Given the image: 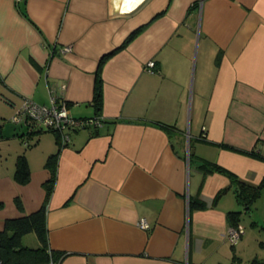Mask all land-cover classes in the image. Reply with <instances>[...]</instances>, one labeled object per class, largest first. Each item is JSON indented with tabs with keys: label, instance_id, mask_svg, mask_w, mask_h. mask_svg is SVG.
<instances>
[{
	"label": "crops",
	"instance_id": "1",
	"mask_svg": "<svg viewBox=\"0 0 264 264\" xmlns=\"http://www.w3.org/2000/svg\"><path fill=\"white\" fill-rule=\"evenodd\" d=\"M18 2L0 0V92L12 105L0 116L27 99L50 104L55 93L73 117L104 121L64 145L43 132L29 148L6 126L0 231L42 207L47 159L59 151L46 216L61 264H223L217 256L230 245L236 264L228 213L241 204L234 188L218 197L230 178L198 159L253 184L264 177V160L250 154L264 156V0ZM23 153L31 167L24 185L14 178ZM193 199L202 204L191 207ZM24 242L40 244L35 232Z\"/></svg>",
	"mask_w": 264,
	"mask_h": 264
},
{
	"label": "trees",
	"instance_id": "2",
	"mask_svg": "<svg viewBox=\"0 0 264 264\" xmlns=\"http://www.w3.org/2000/svg\"><path fill=\"white\" fill-rule=\"evenodd\" d=\"M25 2V0H20L18 3ZM24 10V9H23ZM25 12V11H24ZM138 32H134L132 36L125 42H129L132 40ZM116 48L112 52L106 54L103 58L109 57L110 55L114 54L117 50L125 46ZM1 98L5 100H9L6 98V95L1 93ZM103 100V86H102V78L101 76L97 77L96 85H95V97L93 100V104L96 107L97 112L99 113L102 106ZM10 101V100H9ZM8 101V103H10ZM22 103L15 111L12 116L13 117L19 113V111L23 107ZM69 106V103L66 102ZM97 120L104 121L100 117ZM14 123L19 125L21 128L24 127L26 130L22 133L19 132V136L24 137V142L28 147H32L37 144L38 136L43 132H51L56 134L60 140V144L62 145L61 141V134L59 129H47L43 127V125L39 124H27V123H17L13 120ZM170 130H177V127L171 124H163ZM92 127V125L86 126ZM81 128V127H80ZM76 128L75 130L71 131L72 134L74 131L80 129ZM1 136V134H0ZM205 138V137H204ZM202 138V139H204ZM205 140V139H204ZM192 154V153H191ZM250 154L263 159L264 156L255 150L251 151ZM58 157L59 151L50 155L47 159V167L51 171V178L45 183V187L47 190L46 201L42 205V207L32 213L24 214L19 217L15 218H8L5 220L4 229L0 231V260L1 264H61L64 255L61 252H58L50 247L49 243V230L47 225V216H46V204L51 196L54 182L57 176V167H58ZM194 155H191L193 160ZM200 161V165L207 171H217L222 174L227 175L230 178V184L222 189L218 197L225 193L230 188H234L236 193V197L238 198L240 204L244 207V210L247 212H252V208L258 198L262 195L264 191V177L258 184L250 183L239 176L235 175L234 173L230 172L223 166L208 161L206 159H198ZM15 180L24 185L30 182L31 180V167L29 163V159L25 153L20 154L17 158L16 170L14 174ZM17 206L20 210H24V206L20 197L16 199ZM191 207L193 204H202V201L191 200ZM242 211L241 210H232L228 213L229 220L232 226H240ZM35 232L40 244L38 246H29L26 245L24 242V238L27 234ZM235 264V263H233Z\"/></svg>",
	"mask_w": 264,
	"mask_h": 264
},
{
	"label": "rangeland",
	"instance_id": "3",
	"mask_svg": "<svg viewBox=\"0 0 264 264\" xmlns=\"http://www.w3.org/2000/svg\"><path fill=\"white\" fill-rule=\"evenodd\" d=\"M9 107L12 109V105L4 98H1L0 95V108L9 109ZM12 116L13 114L0 116V148L3 152L11 151V146L8 143L10 138L5 134V132L9 130L7 127L11 126V128L18 132L24 128L14 123L11 119ZM1 150L0 154L2 153ZM238 210L242 211L240 225L243 234L235 249L236 257H238L236 264H264V191L255 202L252 212L245 211L242 205ZM229 247V250L225 248L221 250L220 254L217 256V259H220V261L222 260L223 264H231L233 261L232 256L234 252L231 250V245ZM224 251L225 254H223ZM229 253L231 254L230 262L224 257L229 256Z\"/></svg>",
	"mask_w": 264,
	"mask_h": 264
},
{
	"label": "built area",
	"instance_id": "4",
	"mask_svg": "<svg viewBox=\"0 0 264 264\" xmlns=\"http://www.w3.org/2000/svg\"><path fill=\"white\" fill-rule=\"evenodd\" d=\"M20 1V0H18ZM67 51L71 47L66 48ZM156 62L150 61L146 69L150 72L155 71ZM13 120L17 123L39 124L47 129H59L61 134L62 145L67 144L71 140V131L76 128H83L89 125H94L97 119H77L70 114L69 106L61 101L54 93L51 97L50 104H40L27 99L23 104L22 109L17 113ZM139 226L143 229L150 228L146 219H142ZM243 231L237 226H232L228 232L227 238L232 244L240 241ZM0 260V264H1Z\"/></svg>",
	"mask_w": 264,
	"mask_h": 264
}]
</instances>
